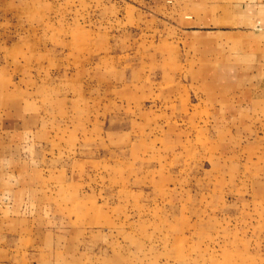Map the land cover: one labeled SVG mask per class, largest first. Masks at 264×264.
Segmentation results:
<instances>
[{"label":"rangeland","instance_id":"1","mask_svg":"<svg viewBox=\"0 0 264 264\" xmlns=\"http://www.w3.org/2000/svg\"><path fill=\"white\" fill-rule=\"evenodd\" d=\"M152 14L153 0H0V140L16 138L13 172L24 165L47 179L33 199L18 184L13 195L0 188V264H264V97L257 117L228 118L221 133L211 116L192 121L201 110L170 115L162 102L143 100L156 114L134 116L118 81L126 62L128 75L142 63L121 50L152 52L163 29ZM105 40L117 48L112 100L89 90L93 72L79 74ZM153 65L145 74L161 80ZM58 96L70 99L60 117ZM35 106L50 128H70L59 153L32 137ZM218 141L229 148L209 147Z\"/></svg>","mask_w":264,"mask_h":264},{"label":"crops","instance_id":"2","mask_svg":"<svg viewBox=\"0 0 264 264\" xmlns=\"http://www.w3.org/2000/svg\"><path fill=\"white\" fill-rule=\"evenodd\" d=\"M152 19L154 23L163 25L158 36L151 34L154 37L152 52L140 50L139 46L132 47L126 44L127 42L125 44L129 47L121 50L127 52V55L129 52H137L142 63L140 70L136 73L130 72L129 76L127 72L130 70L127 68L132 65L126 62L127 68L123 67L120 71L118 81L123 88L130 90L120 95L122 104L123 101L137 103L134 116L149 118L150 115L156 114L154 103L153 109L143 111V100L156 104L162 102L168 105L170 115L177 116L182 115V112L201 110L202 112H195L191 116L192 121L195 115L211 116L216 121L218 133L226 131L228 118L232 121L240 116L252 119L258 116L256 111L264 97V0H153ZM112 46L113 44L106 40L103 43L97 42L87 58L90 65L86 63L79 67L80 76L93 72V77H98L97 82L89 85V90L103 89L108 100H112L109 92L113 83L108 77L112 76L109 72L114 65L109 61L110 53L117 52V48L113 49ZM80 50L85 51L83 48L75 51ZM76 57L80 60V55ZM93 57L97 58L92 60ZM148 58L154 63V67L160 68L158 70L161 80H152L151 75L145 74ZM173 74H183L185 77L181 76V80L176 81ZM132 89L136 92L131 91ZM192 91L195 93L194 97L191 95ZM194 100H198L199 105H194ZM67 101L70 102V99H61L58 96V116L65 111L63 107ZM33 110L40 112L42 107L35 106ZM64 114L66 115V112ZM34 121L37 124L29 122V126L35 141L52 153L57 149L62 151V144L58 140L61 136L64 139V135L71 131L70 128L67 129L61 124L50 128V118L44 112H40ZM207 124L208 121L204 117L201 118V132H205ZM237 126L240 125L235 124L234 128ZM4 127L6 126H3L5 131H14ZM14 138L13 136V139L6 141L2 137L0 140V156L6 152V159L0 161V188L11 191L13 195V188L17 191L18 184L23 186L19 191L21 197L28 196L33 199L36 196L34 190H38V181L47 179L42 170L24 169V165L12 171V165H18V161H21L15 152L18 148L13 147L16 142ZM75 140L74 137L71 142L74 143ZM216 146L224 150L229 148L219 141L209 147L216 149ZM39 154L40 161H35L33 157L31 160L44 162L45 151L42 150ZM15 177L25 183H13L16 181Z\"/></svg>","mask_w":264,"mask_h":264}]
</instances>
